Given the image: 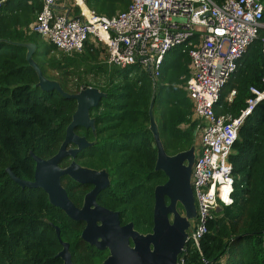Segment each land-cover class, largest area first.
<instances>
[{
  "label": "trees",
  "instance_id": "1",
  "mask_svg": "<svg viewBox=\"0 0 264 264\" xmlns=\"http://www.w3.org/2000/svg\"><path fill=\"white\" fill-rule=\"evenodd\" d=\"M212 1L219 6L225 2ZM259 1L264 7V0ZM128 4L129 0L88 1L90 9L106 17L124 11ZM41 9V0L0 4V264H61L55 257L61 246L51 224L60 229L61 240L69 244L76 264H87L90 250L80 240L82 227L51 206L42 190L20 188L5 171L10 168L18 178L32 180L34 162L29 152L42 159L56 154L76 108L74 100L36 87L37 76L25 60L26 49L15 44H35L34 61L65 92L75 94L83 87H93L106 94L91 111L95 135L89 132V139L94 146L83 152L88 156L84 161L91 167L108 168L114 180L124 171L127 184L115 187V198L120 200L112 206L122 212L124 222L132 221L141 232L151 230L153 189L164 177L154 170L156 148L148 130V108L154 99L153 115L167 155L193 145L198 121L192 119V104L184 90L191 76V60L186 48H172L164 56L160 76L153 80L137 66L108 64L102 47L63 53L30 32ZM263 39L264 29L221 92L217 114L238 117L251 96L250 88L262 89ZM231 90L235 95L227 103L224 99ZM160 98L166 110L158 121L155 107ZM228 163L233 204L223 208L221 217L207 222L198 248L186 244V264H264V100L238 127ZM63 185L74 201L71 180L65 177Z\"/></svg>",
  "mask_w": 264,
  "mask_h": 264
},
{
  "label": "built area",
  "instance_id": "2",
  "mask_svg": "<svg viewBox=\"0 0 264 264\" xmlns=\"http://www.w3.org/2000/svg\"><path fill=\"white\" fill-rule=\"evenodd\" d=\"M41 1L42 9L30 32L63 53H80L85 46L102 47L108 64L137 66L156 80L168 51L177 46L188 50L191 76L184 90L192 104V119L198 123L190 177L196 218L191 221L186 244L198 248L207 222L221 217L223 208L233 204L228 156L238 127L264 100L263 76L262 89L250 88L251 96L238 117L216 113L221 109V91L264 29L263 4L259 0H225L220 6L212 0H129L124 11L106 17L90 10L89 0ZM234 95L231 90L224 101L231 103ZM184 248L177 264H186Z\"/></svg>",
  "mask_w": 264,
  "mask_h": 264
},
{
  "label": "water",
  "instance_id": "3",
  "mask_svg": "<svg viewBox=\"0 0 264 264\" xmlns=\"http://www.w3.org/2000/svg\"><path fill=\"white\" fill-rule=\"evenodd\" d=\"M15 45L26 49L25 60L37 76L36 87L43 92L56 91L63 98L74 100L76 108L56 154L49 159H42L29 152L34 162L33 179L22 180L10 168H7L5 171L9 178L22 189L42 190L51 206L60 209L73 221L86 222L87 225L81 234L82 240L97 246L98 249L108 248L109 250V256L102 264H133L134 255L137 253H140L139 264H177V259L186 244L191 221L196 218L195 200L190 185L191 170L195 159L194 145L174 155L165 153L153 115L154 99H152L148 108V130L152 134L156 148L154 170L161 171L167 181L154 190L153 227L150 234L141 236L135 233L132 231L131 224L119 228L118 214L99 207L95 202L96 195L109 186L108 174L105 171L97 172L86 169L74 161L64 168L59 166L66 157L74 158L80 150L93 145L85 138L76 135L74 129L77 127L90 129L95 135V121L90 117V111L100 104L106 94L93 87H83L75 94L65 92L58 82L47 79L34 61L35 44L29 42ZM70 144L75 148L68 149L67 146ZM64 176L78 184L93 186V189L86 194L81 209L74 206L62 187L61 178ZM164 197L169 201L168 204H165ZM177 203L181 206L182 215L176 210ZM91 206H94V209H91ZM54 229L63 247L56 257H60L63 264H72L68 244L61 241L59 229L57 227ZM103 229L109 237H107L106 245L100 248L96 242V236L90 233ZM87 232H89V237L85 235ZM118 233H121V236H118ZM128 237L135 245L132 250L127 246L126 238Z\"/></svg>",
  "mask_w": 264,
  "mask_h": 264
},
{
  "label": "flooded vegetation",
  "instance_id": "4",
  "mask_svg": "<svg viewBox=\"0 0 264 264\" xmlns=\"http://www.w3.org/2000/svg\"><path fill=\"white\" fill-rule=\"evenodd\" d=\"M92 111V110H91ZM90 111V117H91V112ZM92 118V117H91ZM74 132L76 135L80 136V137H83L86 139L87 142L89 143H94V140H90L89 137V132H91L93 134V132L90 130V129H83V128H75L74 129ZM94 145L92 146H89V147H86V148H83L82 150H80L74 158H70V157H66L65 159H63L59 166L61 167L63 162L65 160H68L67 164L65 165V167H67L72 161H74V163H76L77 165L81 166V167H84L86 169H90V170H94V171H97V172H100V171H105L107 174H108V180H109V186L107 188H105L104 190H101L95 197V202L96 204L99 206V207H102L106 210H109L113 213H117L118 214V226L119 228L121 227H125L129 224L132 225V231H134L135 233L137 234H140L141 236H146L148 234H150L152 232V227H153V223H152V227H151V230L150 231H146V232H141L139 231L138 229L135 228V224L132 222V221H127L124 222V218H123V215H122V212L119 210V209H115L113 208L112 204L115 202V200L119 201L120 199L118 198H115V192H114V189L115 187L119 184V185H125L127 184V177H126V174L124 175V171L123 170H120V172L118 173L117 175V179H115V177H111V173H110V170H108V168H105V167H101V168H95V167H91L89 165L90 162L89 161H84L88 158V156H84L83 152L85 150H87V148H90V147H93ZM67 148H75L74 145H68ZM49 159V158H48ZM61 168H64V166H62ZM67 177V176H64L61 178V184H62V187L65 189L66 193H67V196H68V190H66V188L64 187L63 185V180L64 178ZM69 178V177H67ZM70 179V178H69ZM71 182H72V187L69 188V191H70V194L74 197V201H72L69 196V200L74 204V206L77 208V209H81L83 207V203H84V198L86 196V194H88L92 189H93V186L90 185V184H78L77 182L73 181L72 179H70ZM167 179L166 177L164 176L162 180H160L157 184V186H162L166 183ZM156 186H154V189H153V208H154V190H155ZM164 202L165 204H168V200L166 197H164ZM91 209H94V206H91L90 207ZM176 210L182 215V209H181V206L177 203L176 204ZM170 220L172 219V217L170 216L169 217ZM71 220V219H70ZM73 221V220H72ZM77 225L81 226L82 229L80 231V240L86 245V247L90 250L89 251V255H88V258H87V264H102L109 256V250L108 248H105V249H98L97 246L95 245H90L86 242H84L81 238V234L85 228V226L87 225L86 222L84 221H74ZM152 222H153V211H152ZM98 225H100L99 222H97ZM52 228L55 232V229L54 227H57V226H54L52 225ZM106 225L104 226V229H105ZM58 228V227H57ZM59 229V228H58ZM103 230H100L98 232H94V233H90V234H93L96 236V242H98L100 248H103L106 243H107V237H109L108 233H106V231ZM60 231V229H59ZM190 231V230H189ZM189 231H188V234H189ZM115 233V232H114ZM87 237H89V232H87L85 234ZM118 236H121V233H118L117 234ZM56 236V234H55ZM60 236H61V232H60ZM57 238V237H56ZM61 239V237H60ZM127 239V246L130 250H132L134 248V242L133 240L128 237L126 238ZM58 240V239H57ZM63 243H67L63 240H61ZM59 242V240H58ZM61 248L60 250L57 252V254L63 249L61 243L59 242ZM68 244V243H67ZM150 250L152 251V248H150ZM68 251H69V254L70 256L72 255L70 253V250H69V244H68ZM96 251L98 253V256L96 255ZM56 254V255H57ZM92 256V257H91ZM56 257V256H55ZM58 258V257H56ZM139 258H140V253H137L134 255V258H133V264H139ZM60 261H61V264H63V260L59 257L58 258ZM71 262L72 264H76L77 262H75L73 260V257L71 256Z\"/></svg>",
  "mask_w": 264,
  "mask_h": 264
},
{
  "label": "rangeland",
  "instance_id": "5",
  "mask_svg": "<svg viewBox=\"0 0 264 264\" xmlns=\"http://www.w3.org/2000/svg\"><path fill=\"white\" fill-rule=\"evenodd\" d=\"M90 10H92V9H90ZM94 11V10H93ZM225 87H224V89L222 90L223 92H225ZM158 91L159 92H161L162 93V91H163V89L161 88V87H159L158 88ZM221 91V92H222ZM161 100V98L160 99H158L157 100V105H156V107H155V115H156V117H157V119H158V121H160L161 120V112H165V110H166V105L164 104V101H160ZM219 100H220V98H219ZM192 139H193V145H195V137H194V135L192 136ZM195 206H196V204H195ZM192 224H193V222H192Z\"/></svg>",
  "mask_w": 264,
  "mask_h": 264
},
{
  "label": "crops",
  "instance_id": "6",
  "mask_svg": "<svg viewBox=\"0 0 264 264\" xmlns=\"http://www.w3.org/2000/svg\"><path fill=\"white\" fill-rule=\"evenodd\" d=\"M87 7H88V3H87ZM88 8H89V7H88ZM89 9H90V8H89ZM189 79H190V78H189ZM189 79H188V80H189ZM188 80H187V81H188ZM216 110H217V109H216ZM216 112H218V110H217Z\"/></svg>",
  "mask_w": 264,
  "mask_h": 264
}]
</instances>
